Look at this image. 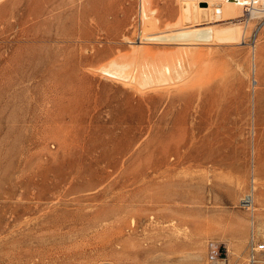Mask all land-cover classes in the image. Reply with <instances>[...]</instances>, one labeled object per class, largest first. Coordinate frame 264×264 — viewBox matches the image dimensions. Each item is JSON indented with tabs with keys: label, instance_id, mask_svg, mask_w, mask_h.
<instances>
[{
	"label": "rangeland",
	"instance_id": "374dc122",
	"mask_svg": "<svg viewBox=\"0 0 264 264\" xmlns=\"http://www.w3.org/2000/svg\"><path fill=\"white\" fill-rule=\"evenodd\" d=\"M13 1H0V264H252L240 200L254 195L264 242V17L207 25L191 46L205 75L136 89L98 69L139 40L142 0H23L16 18ZM178 1L147 5L156 32ZM234 21L233 40L212 35Z\"/></svg>",
	"mask_w": 264,
	"mask_h": 264
},
{
	"label": "bare ground",
	"instance_id": "6f19581e",
	"mask_svg": "<svg viewBox=\"0 0 264 264\" xmlns=\"http://www.w3.org/2000/svg\"><path fill=\"white\" fill-rule=\"evenodd\" d=\"M0 1L2 2V0ZM200 1L203 0H180L181 3L178 1L182 6L179 5L182 8V15L179 20H176V24L172 23L173 27L169 23V29L156 32L154 29L158 28L157 23H159V19L153 14L155 10L147 6L151 3V0H142V18L145 27L139 33V40L132 41L133 45L131 44L132 48L129 52L111 58L108 62L101 64L98 70L101 69V72L105 75L122 81V83L128 84L136 89H173L172 87L178 83L188 82V80L190 81L204 74L207 70L209 72L210 69L208 67L211 65L209 63L207 64L208 60L205 57L202 58L199 55L201 52L197 53L198 50H195V52L191 49L192 45L198 42L200 43L202 39L205 40L203 37H206L205 35L210 32L207 25L219 20L238 19L242 15L243 9L249 17H264V14L257 9L261 0H204L209 2L208 6L200 5ZM22 2L23 0H16L13 3L10 10V17H17ZM248 4H253L256 8H250L248 10ZM45 7L48 10L47 2L45 3ZM6 19L8 20V18ZM203 25H206V28L203 29L201 27ZM213 26L211 27L212 33L214 32L212 35L217 36L221 40H233L242 30L238 25V21H234L232 25L228 26ZM135 42L139 44L135 46ZM165 42L179 43L180 45L181 43H187L189 47L187 48L184 45L186 48L183 47V49L180 47L176 48V50H165L162 52L158 50V52H154L153 49L142 46L143 43L165 44ZM253 196L251 193L245 194L240 200L242 206L244 201H248L246 204H250L251 207V209H248L250 211L252 229L250 243L253 240L257 241ZM259 230H262L264 233V224ZM249 261L254 264L256 261L261 263L264 260L262 258L259 260L257 256L255 260L249 259ZM101 262L111 261L101 260L98 263Z\"/></svg>",
	"mask_w": 264,
	"mask_h": 264
},
{
	"label": "built area",
	"instance_id": "2783aa9c",
	"mask_svg": "<svg viewBox=\"0 0 264 264\" xmlns=\"http://www.w3.org/2000/svg\"><path fill=\"white\" fill-rule=\"evenodd\" d=\"M250 8H256L253 4H248V10H250ZM258 11H260L261 13L264 14V0H261V3L259 5V7L257 8ZM256 189V180H254L252 178L251 180V184H250V190L251 191H255ZM245 202V205H244ZM243 202V206L241 205V207L243 208H247V209H251L250 204H246L248 201H244ZM264 250V242H259L258 240L256 241H251L250 243V248H249V259L251 260H255L258 256V254ZM97 264H116L114 262H101V263H97Z\"/></svg>",
	"mask_w": 264,
	"mask_h": 264
}]
</instances>
